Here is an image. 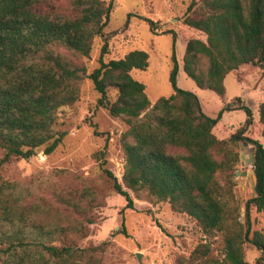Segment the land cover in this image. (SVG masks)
I'll use <instances>...</instances> for the list:
<instances>
[{
    "label": "trees",
    "instance_id": "trees-1",
    "mask_svg": "<svg viewBox=\"0 0 264 264\" xmlns=\"http://www.w3.org/2000/svg\"><path fill=\"white\" fill-rule=\"evenodd\" d=\"M64 1L63 13L44 10L42 0H0V168L12 159L48 157L56 150L67 135L56 129L59 112L79 100L81 83L88 79L99 94L97 105L126 125L118 140L124 161L119 175L106 168L103 151L94 154L124 209L135 210L136 200L167 203L204 236L221 239L220 259L201 242L175 264H247V246L259 253L254 264H264V229L256 226L258 217L264 221V101L257 110L261 141L250 136L253 114L241 98L225 104L215 118L207 116L194 93L177 87L176 33L164 31L173 42V93L151 103L145 86L130 74L148 67L145 51L103 61L113 36L104 32L112 2ZM147 23L156 32L157 24ZM182 23L204 36L188 38L182 57L183 72L199 89L223 98L230 72L264 74V0H191ZM96 38L102 40L98 67L88 73L83 59ZM233 110L243 111L246 119L219 139L213 129L223 112ZM239 143L253 148L256 177L243 216L233 181ZM56 176L69 178L72 187L55 192L57 202L51 205L30 200L29 188L0 174V264H100L101 246L80 248L67 235L86 236L103 197L77 174L59 170ZM72 214L78 218L68 221Z\"/></svg>",
    "mask_w": 264,
    "mask_h": 264
},
{
    "label": "rangeland",
    "instance_id": "rangeland-1",
    "mask_svg": "<svg viewBox=\"0 0 264 264\" xmlns=\"http://www.w3.org/2000/svg\"><path fill=\"white\" fill-rule=\"evenodd\" d=\"M112 2L105 34H113L108 41V54L103 61L122 59L133 50H142L148 54V67L145 70L133 69L131 76L145 86L146 95L151 103L160 97H169L172 87L169 83L171 69L172 36L164 31L176 33L175 54L179 65L177 87L194 93L203 112L215 118L222 107L235 98H241L253 114V128L250 136L261 141L258 129V106L264 101V74L260 70L253 72H230L224 79L223 98L209 90L199 89L182 70L186 40L190 37L203 38L201 33L193 31L182 23L191 0H104ZM44 10L66 12L64 0H42ZM129 13L127 28L123 29ZM147 20L157 24L156 32L150 30ZM123 29V30H122ZM102 46L101 38L94 39L88 58L83 59L88 73L98 67V58ZM113 95V92H109ZM99 94L92 83L85 79L81 83L80 98L73 105L62 108L58 115L56 129L67 135L61 144L48 157L40 153L29 159H12L0 168L1 176L15 181L32 191L30 200H42L56 205V193L60 188L71 186L69 178H58L56 171L67 170L79 175L103 197V203L92 214L95 223L89 225L85 237L68 232V241L80 248L101 246L100 264H175V258L187 256L198 243L211 246V257L220 259V237H206L196 223L186 215L173 213L167 203L150 205L135 201L136 209H124L125 201L117 195L111 181L99 167L94 154L105 153L106 168L119 175L123 167V157L119 147V137L126 130L125 123L97 105ZM246 119L241 110L225 111L213 129L219 139H226ZM239 161L234 171L236 183L234 196L237 198L243 216L244 202L254 196V182L251 176H242L243 171H253L249 159L242 157L252 152L245 143L238 145ZM245 156V155H244ZM1 158V153H0ZM239 174L236 176V172ZM72 187V186H71ZM79 187V184H76ZM71 189V188H69ZM54 214V212H52ZM69 214L65 212V216ZM62 216V218H65ZM78 218L69 215L68 221ZM66 220V219H65ZM256 226L264 229V221L257 218ZM259 253L247 246L245 260L254 264Z\"/></svg>",
    "mask_w": 264,
    "mask_h": 264
},
{
    "label": "water",
    "instance_id": "water-1",
    "mask_svg": "<svg viewBox=\"0 0 264 264\" xmlns=\"http://www.w3.org/2000/svg\"><path fill=\"white\" fill-rule=\"evenodd\" d=\"M246 145V144H245ZM251 157H250V159H249V164L250 165H252V163H253V148L251 147ZM239 174V171H237L236 172V176ZM241 175L242 176H247V175H249V176H251L252 177V179H253V182H254V185H255V183H256V177H255V174H254V171H250V172H247V171H243L242 173H241ZM253 190L255 191V188H253Z\"/></svg>",
    "mask_w": 264,
    "mask_h": 264
},
{
    "label": "crops",
    "instance_id": "crops-1",
    "mask_svg": "<svg viewBox=\"0 0 264 264\" xmlns=\"http://www.w3.org/2000/svg\"><path fill=\"white\" fill-rule=\"evenodd\" d=\"M240 155H241V158H242V157H246V158L250 159V157H251V153L248 152V151L245 152V154H244L245 156L242 154V152H240Z\"/></svg>",
    "mask_w": 264,
    "mask_h": 264
}]
</instances>
